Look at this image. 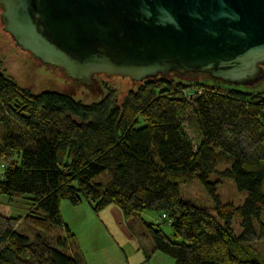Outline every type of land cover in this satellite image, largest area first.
<instances>
[{
  "label": "trees",
  "instance_id": "trees-1",
  "mask_svg": "<svg viewBox=\"0 0 264 264\" xmlns=\"http://www.w3.org/2000/svg\"><path fill=\"white\" fill-rule=\"evenodd\" d=\"M104 88L83 102L33 92L0 68V162L9 159L0 198L29 200L23 217L0 213V264H80L65 252L74 234L61 218L62 199L139 217L154 249L174 264H264L251 247L264 240V91L161 76L121 94ZM221 178L233 180L236 199L219 200ZM194 180L212 206L181 196L180 186ZM143 211L164 213L174 239ZM22 219L33 238L17 231ZM56 226L65 237L50 236Z\"/></svg>",
  "mask_w": 264,
  "mask_h": 264
},
{
  "label": "water",
  "instance_id": "water-1",
  "mask_svg": "<svg viewBox=\"0 0 264 264\" xmlns=\"http://www.w3.org/2000/svg\"><path fill=\"white\" fill-rule=\"evenodd\" d=\"M0 23L72 87L170 74L264 86V0H0Z\"/></svg>",
  "mask_w": 264,
  "mask_h": 264
},
{
  "label": "rangeland",
  "instance_id": "rangeland-1",
  "mask_svg": "<svg viewBox=\"0 0 264 264\" xmlns=\"http://www.w3.org/2000/svg\"><path fill=\"white\" fill-rule=\"evenodd\" d=\"M27 55V51L19 49L12 37L3 29L0 23V68L19 86L38 92L44 89L58 90L72 95L83 102H91L100 98L107 90L104 86L116 89L118 94L125 92L129 87H135L128 77L111 76V80L104 75H95L94 88L81 84L71 86V80L60 76L61 71L46 66ZM168 78V77H165ZM169 78H179L170 74ZM210 81V80H189ZM217 82V81H212ZM227 87L232 86L247 91H264V86H248L246 84H232L218 82ZM142 124V122L140 123ZM193 136L191 130L189 131ZM14 159H18L14 157ZM9 164V159L0 162V175ZM214 175V174H213ZM210 176V180L214 176ZM181 196L196 204L212 206L213 198L198 181H191L180 186ZM216 193L222 203L230 202L237 198V190L230 178H221L216 184ZM27 195L9 198L6 195L0 198V213L6 216L23 217L29 207ZM59 211L63 222L68 226L74 238L66 245L65 252L77 256L80 264H174L173 259L155 250L145 226L139 217L126 220L119 207L109 204L99 211H94L91 204L84 200L78 205H72L68 200L59 201ZM143 220L159 224L164 233L174 239L170 222L160 217L157 212L143 211L140 214ZM264 220V213L262 215ZM16 229L30 238L34 237L35 230L31 229L24 220H20ZM65 237L63 227L56 226L50 236ZM251 247L259 251L264 257V240L251 243Z\"/></svg>",
  "mask_w": 264,
  "mask_h": 264
},
{
  "label": "built area",
  "instance_id": "built-area-1",
  "mask_svg": "<svg viewBox=\"0 0 264 264\" xmlns=\"http://www.w3.org/2000/svg\"><path fill=\"white\" fill-rule=\"evenodd\" d=\"M197 91H198V93H200V92H201V89H197ZM184 96H185L186 99H190L191 96H193V93H191V92H189V91H186V92H184ZM160 217H161V218H165L166 215H165L164 213H162V214L160 215Z\"/></svg>",
  "mask_w": 264,
  "mask_h": 264
}]
</instances>
